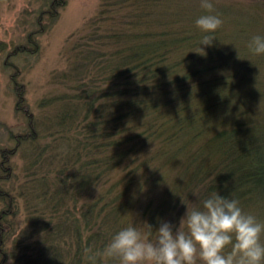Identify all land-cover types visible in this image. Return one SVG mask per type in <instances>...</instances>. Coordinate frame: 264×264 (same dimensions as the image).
<instances>
[{
	"label": "trees",
	"instance_id": "1",
	"mask_svg": "<svg viewBox=\"0 0 264 264\" xmlns=\"http://www.w3.org/2000/svg\"><path fill=\"white\" fill-rule=\"evenodd\" d=\"M67 1L50 0L47 8H42L36 16L34 25L40 27L38 31L30 30L26 43L13 48L10 57L37 54L38 34L49 28L50 20L58 19L59 10ZM181 1L103 0V7L87 27L89 33L73 46L75 61L64 71L61 83L68 92L49 100V104L55 100L61 106L53 124L56 134L70 133L58 137V141L69 145L59 160L81 171L78 177L62 182L59 204L67 208L74 201L75 189L80 192L94 187L134 156L140 158L153 144L152 140L162 144L161 148L169 146L175 150L172 147L176 144L186 148L194 143L198 145L199 139L204 141L209 132V147L204 143L200 148L208 153L207 159L187 178L183 173L187 166L181 171L183 167L176 164L174 171L180 172L161 205L152 208L148 204L142 219L133 217L132 199L120 203L121 194L111 196L119 182L85 212L84 221H91L95 213L105 216V223L97 233L87 237L86 244L74 225L79 221L71 212L75 209H66L70 217L57 218L55 226L61 230L55 234V241L29 245L24 252L30 251L34 256L31 250L40 246L38 256L44 257L46 252L50 253L48 250L52 251L48 254V264H63L66 254L71 252L60 244L76 235L79 238H75L76 251L71 261L82 264L84 247L101 249L130 224L152 231L154 238L155 231L147 224L153 229L159 227L160 219L178 224L186 212V204L190 207L199 204L213 192L238 199L246 212L264 222V113L261 111L264 55H254L248 48L253 36H264L261 16L264 0H251L253 4L246 7L228 2L229 5L221 8L217 6L219 0H213L215 13L221 18L232 16L233 21L227 24L223 20V26L210 33L216 37L212 45L201 47L205 33L196 27L195 21L206 10L200 6L201 0ZM129 4L135 8L133 12L125 11ZM247 20L251 24H246ZM103 83L108 85L102 88ZM16 94L18 109L25 111L28 106L23 86L16 87ZM148 96L152 98L146 99ZM159 97L164 101L160 102ZM161 150L150 157L154 164L164 151ZM92 151L104 156L83 162ZM196 151L193 157L200 153ZM135 163L133 158L125 168L127 184L132 183L129 176L136 171V167H131ZM174 163V159L168 158L156 168L150 180L163 176L162 172L172 169ZM74 179L75 188L70 182ZM163 180L157 179L156 185ZM125 195H130V186L122 196ZM130 216L132 221L128 220ZM51 221L47 226L52 225ZM21 259L29 262L27 256L15 257L17 262ZM0 264L6 262L1 260Z\"/></svg>",
	"mask_w": 264,
	"mask_h": 264
},
{
	"label": "rangeland",
	"instance_id": "2",
	"mask_svg": "<svg viewBox=\"0 0 264 264\" xmlns=\"http://www.w3.org/2000/svg\"><path fill=\"white\" fill-rule=\"evenodd\" d=\"M250 1L219 0L217 6L225 7L231 2L230 5L246 7L253 4ZM49 3L50 0H0V263L4 260L9 264L10 258L16 263L15 257L23 255L28 257L29 262L21 259L17 264H48V254L52 252L51 250H48L50 253L46 252L47 257H42L38 256L40 246L31 250L36 254L34 256L30 251L24 252V248L29 245L31 247L40 245L44 240L54 242L55 234L61 230L55 226L57 218L70 217L66 209H75L71 212L79 221H75L74 225L78 229L77 234L82 235L83 244H86L87 237L97 233L105 223V216L95 213L91 221H84L85 212L98 201L100 195L105 194L112 185L119 182V187L111 196L117 197V194H121L120 203L132 199L130 207L131 212L134 209L133 217L142 219L143 210L148 204L151 203L152 208L161 205L179 171V169L174 171L176 164L187 166L183 171L184 177L187 178L208 156V153L200 148L204 143L207 148L209 147L208 141L211 138L209 132H206L204 141L199 139L201 142H198V145L194 143V146L186 148L176 144V147H172L175 150H170L169 146L161 148L162 144L152 140L153 144L146 148L144 155L140 158L133 157L136 163L131 167H136V171L129 176L131 184H127L124 175L127 174L126 166L132 163L133 158L94 187L81 189L80 192L75 189L74 201H70L67 208L61 206L58 198L60 186L67 178L78 177L81 171L77 167L66 166L65 162L59 160L65 155L63 152L68 150L69 145L58 141V137L67 134L70 136V133L56 134L53 124L56 115L61 112V106L55 100L49 104V100L68 92V88L61 83L64 71L70 68L73 60L75 61L72 48L80 42L83 35L89 33L90 29L87 27L103 7V0H68L66 5L60 8L58 19L54 22L50 20L49 28L38 34L40 48L37 54L23 53L11 58V50L19 44L26 43V34L30 30L38 31L40 27L34 25L36 16L42 8H47L45 6ZM130 4L127 10L124 8L125 11L135 10ZM235 8L237 7H231L233 10ZM261 16L264 19V13ZM222 19L227 24L233 21L232 16ZM234 20L239 21L237 18ZM245 23H249L248 20ZM250 28L253 29L252 26ZM20 85L25 90V101L28 106L25 111L18 109L16 87ZM105 85L108 84L103 83L102 88H105ZM151 98L146 97L148 100ZM159 99L160 102L164 101L163 97ZM146 102L150 104L149 101ZM261 111L264 113V104H261ZM148 134L152 135L154 132ZM148 140L151 142V138ZM156 150L164 151L154 164L150 157ZM196 150L200 153L193 157ZM102 156L104 155L92 151L82 161H94ZM168 158L175 160L173 168L163 171V176L150 180L156 168L162 166ZM183 169L184 167L181 171ZM157 179L159 181L165 179L166 182L163 180L162 184L156 185L159 182ZM70 182L74 183L73 188L77 186L75 179ZM129 186L130 195L122 196ZM133 217L130 216L128 220L132 221ZM49 221L52 225L47 226ZM109 225H112V221ZM72 237L74 239H66L64 244H60L71 252L66 254L67 258L66 256L64 258L66 262L63 264L75 263L71 260L76 251L77 236Z\"/></svg>",
	"mask_w": 264,
	"mask_h": 264
},
{
	"label": "clouds",
	"instance_id": "3",
	"mask_svg": "<svg viewBox=\"0 0 264 264\" xmlns=\"http://www.w3.org/2000/svg\"><path fill=\"white\" fill-rule=\"evenodd\" d=\"M206 14L196 27L205 35L201 45L210 46L223 26L212 0H201ZM254 55H264V36H253L248 44ZM187 205L178 224L159 220L152 231L129 225L112 236L101 249L83 248L84 264H264V222L246 212L238 199L213 192L199 204ZM143 225V224H141ZM14 264V261H9Z\"/></svg>",
	"mask_w": 264,
	"mask_h": 264
}]
</instances>
